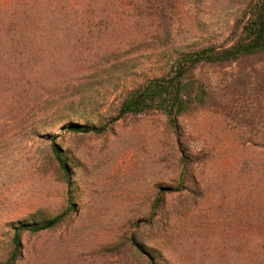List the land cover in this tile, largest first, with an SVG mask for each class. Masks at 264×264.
Segmentation results:
<instances>
[{"label":"rangeland","instance_id":"374dc122","mask_svg":"<svg viewBox=\"0 0 264 264\" xmlns=\"http://www.w3.org/2000/svg\"><path fill=\"white\" fill-rule=\"evenodd\" d=\"M248 1L174 0L166 28L158 1L115 0L110 12L86 18L93 23L83 26L89 41L80 48H49L41 67L34 63L30 114L23 123L0 116V263L17 227L67 205L50 142L37 131L67 161L74 208L53 230L23 231L15 264H149L130 248L132 234L156 264H264V56L198 66L193 77L212 99L181 115L178 133L158 112L127 116L101 134L66 130L114 117L125 89L168 71L164 51L225 44ZM106 14L123 25L99 21ZM70 103L87 120L72 119ZM182 157L190 161L184 188L164 195L149 227L159 191L182 180Z\"/></svg>","mask_w":264,"mask_h":264},{"label":"trees","instance_id":"16d2710c","mask_svg":"<svg viewBox=\"0 0 264 264\" xmlns=\"http://www.w3.org/2000/svg\"><path fill=\"white\" fill-rule=\"evenodd\" d=\"M156 1L159 3L162 24L168 28L170 17L167 12L171 13L175 9L174 0ZM110 2L114 3L115 0H0V116L13 122H24L25 117L30 114L28 104L25 103H31L33 98L32 89L38 80L35 72L40 66V57L50 53L49 48L65 51L70 45L76 49L89 41L83 36V26L92 24L93 21L86 18L102 11L110 12ZM123 9L127 10L125 6ZM109 15H102L98 19L117 27L123 25L116 16L108 18ZM69 56L71 57L70 54ZM162 56L166 57L170 65L168 71L125 89L117 105L116 115L105 124L93 125L88 121H77L69 124L66 130L75 134H101L109 125L127 116L158 112L166 117L171 130L178 133V118L191 110L206 106L212 99L208 85L193 77V71L198 66L228 65L264 56V0H249L246 3L234 19L225 44L209 45L189 52L171 53L168 50ZM35 62L36 68L33 67ZM83 101L80 99L79 105ZM78 107L70 103L69 116L75 120H87L78 115ZM60 111L62 110H55L50 116H57ZM35 124L43 126L40 122ZM57 126L52 123L46 128L54 129ZM33 134L42 142H50L51 155L67 187V205L62 213L51 219L32 224L23 223L17 227L12 236V251L8 259L0 264H15L21 251L23 231L35 233L53 230L69 218L74 208L70 191L72 174L60 147L50 135H40L37 131H33ZM180 163L181 182L173 189L159 191L152 205L151 217L146 221L147 226L152 227V217L161 209L164 195L183 190L190 161L182 157ZM260 230L264 232V220L260 223ZM127 241L130 248L144 255L149 264H156L136 240V234H132Z\"/></svg>","mask_w":264,"mask_h":264}]
</instances>
